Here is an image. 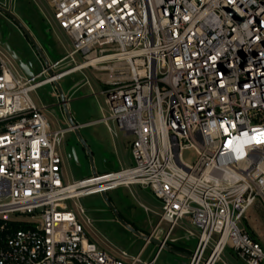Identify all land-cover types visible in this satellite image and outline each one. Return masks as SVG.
<instances>
[{
    "label": "built area",
    "instance_id": "obj_1",
    "mask_svg": "<svg viewBox=\"0 0 264 264\" xmlns=\"http://www.w3.org/2000/svg\"><path fill=\"white\" fill-rule=\"evenodd\" d=\"M46 1L74 46L51 62L55 76L17 71L0 43V264H156L162 246L148 255L147 240L135 254H113L80 221L73 205L89 191H75L108 182L107 193L138 185L159 200L149 234L162 230L166 243L189 220V264H218L226 249L264 264V244L241 226L264 201V0ZM77 54L110 58L87 67L120 70L105 89L111 114L99 121L132 136L133 162L67 182L66 130L52 127L30 92L87 68L72 71Z\"/></svg>",
    "mask_w": 264,
    "mask_h": 264
},
{
    "label": "rangeland",
    "instance_id": "obj_2",
    "mask_svg": "<svg viewBox=\"0 0 264 264\" xmlns=\"http://www.w3.org/2000/svg\"><path fill=\"white\" fill-rule=\"evenodd\" d=\"M9 2L10 0H0V4L6 7L9 6ZM12 9L31 30L51 62L59 60L73 49L72 38L59 27L54 19L53 10L46 0H12ZM0 17L6 20L8 25L4 30L5 37L1 43L4 44L6 41L14 50L22 49L25 52V57L34 62L33 72L37 74L42 69V65L35 55L32 45L24 38L17 24L1 14ZM75 58L78 63L84 60L79 54L75 55ZM65 67H67L66 63L61 65L59 69ZM102 67L104 65H99L97 68L87 67L59 80L65 93L69 94V109L78 123L95 121L111 114L106 102L105 89L108 87L107 81L111 75L120 76V70L111 73L108 69H101ZM120 68L124 69L123 66ZM30 96L40 107H49L57 102V95L52 83L31 91ZM44 113L53 128L56 129L66 124L59 113L52 114L49 108ZM108 124L116 128L117 134L108 129L107 123L103 121L88 123L80 128L82 136L93 150L98 173L132 165L130 155L132 136H126L118 130L114 121L108 120ZM69 138L68 145L62 147L63 173L66 181L72 182L90 177L92 175L91 166L84 148L74 133H70ZM183 156L185 160L191 163L197 159L193 150H186ZM108 196L125 220L145 231H149L158 219V214L161 213L159 200L150 191L138 185L118 186L108 191ZM76 203L87 210V214L94 220V223L93 225L87 224L78 205L75 204L73 205L74 210L80 221L94 241L108 252L117 254L119 248H128L133 240H136V236L132 232L115 220L100 193L84 196L76 200ZM146 207L149 208V211ZM241 226H247L264 244V201L259 200L249 209ZM186 227L192 230L194 235L197 234L194 227ZM196 241V237L190 236L181 240L182 243L190 247L188 252H183L187 254L192 252ZM143 243L144 240L137 239V244L131 247V253H137ZM155 247L154 244H150L145 250L149 252ZM189 260L190 258L187 256L164 250L157 257L156 264H189ZM224 262L226 264H245L230 249H226L222 253L218 264H224Z\"/></svg>",
    "mask_w": 264,
    "mask_h": 264
},
{
    "label": "water",
    "instance_id": "obj_3",
    "mask_svg": "<svg viewBox=\"0 0 264 264\" xmlns=\"http://www.w3.org/2000/svg\"><path fill=\"white\" fill-rule=\"evenodd\" d=\"M0 13L6 15L13 22H15L17 24V26L19 27V29L21 30V32H23V34L26 36L27 40L32 45V47L34 48L35 55L38 57V60L43 67L41 72L43 70H45V73L48 77L55 76L56 71L52 68V63L48 59V57L46 56L41 45L39 44V42L37 41V39L35 38V36L31 32V30L26 26V24L20 19V17L17 14L14 13V11L12 9V0H10L9 6H7V7L0 4ZM0 40H1V38H0ZM3 46L6 48L7 52L11 56H13V59L15 60V62H17L19 64L21 70L26 75L32 77V76H35V75H38L41 73V72H38L37 74H35L33 72V70H31V67H34V62H31L30 64H27L26 62L21 63V58H19V56H17V54L10 48V46L7 43H4ZM52 85H53L54 91L57 95V102L55 103V105L59 106V108L63 110L64 116H65V121L68 125V128H70L73 131L77 140L80 142V144L82 145V147L84 148V150L86 152V155H87L89 162H90L92 175L97 176L98 172H97V168L95 166L93 150L91 149V147L88 144V142L86 141V139L82 136L81 131H80V128L84 125L76 122V120L73 118V116L70 112L69 94L65 93V91L63 90V88H62V86L58 80H56V79L53 80ZM100 194H101L103 200L105 201L107 207L113 213L115 220L117 222H119L120 224H122L127 230L132 232V234L137 236L139 239H142L145 241L149 240L155 246H157V247L162 246L164 249L169 250L170 252H173L175 254L187 256L190 259L193 257L192 253H188V254L184 253L183 251L178 250V249L172 247L170 244L164 242V240L162 238H160L162 230H160V232L157 235H151L149 233H144V232L138 230L137 228H135L132 224L127 222V220H125L122 217L121 213L116 208V206L112 203V201L110 200V198L108 196V193L105 190H102L100 192ZM207 261H208L207 258L203 259V264H206Z\"/></svg>",
    "mask_w": 264,
    "mask_h": 264
},
{
    "label": "crops",
    "instance_id": "obj_4",
    "mask_svg": "<svg viewBox=\"0 0 264 264\" xmlns=\"http://www.w3.org/2000/svg\"><path fill=\"white\" fill-rule=\"evenodd\" d=\"M38 42H39V41H38ZM39 44H40V43H39ZM15 66H16V64H15ZM16 69H17V71L21 72V70H19V68H16ZM99 120H100V119L95 120V121L86 122V123H80V124L86 125V124H88V123H92V122H99ZM126 136H127V135H126ZM130 155H131V150H130ZM131 158H132V156H131ZM132 162H133V161H132ZM127 222H129V223L132 224L135 228H137V227H136L133 223H131L130 221H127ZM181 224H182L181 226L178 225V226L175 228V230L173 231L172 235H171L170 238H169L168 244H170V245H171L172 247H174V248H176V246H179V247L181 248V249H180L181 251H187V252H188V249H189L190 247H189V246H186L185 243H182L181 240H183L186 236H190V235L187 234V231H186V230H190V229L187 228L186 226H191V224H190L189 220H184ZM183 225H185V226H183ZM137 229L140 230V231H142V232H144V233H149V232L151 231L152 227H150L149 231H145V230L140 229V228H137ZM133 235H134V234H133ZM134 237H135V236H134ZM190 237H196V235H193V236H190ZM135 239H136V240H133V242L131 243L130 246H135V245L137 244V239H139V238L136 236ZM139 240H142V239H139ZM196 240H197V238H196ZM144 244H145V240H144L143 245H144ZM150 244H152V243H150ZM150 244H148L146 247H148ZM196 244H197V241H196ZM143 245H142V246H143ZM142 246H141V247H142ZM195 248H196V245L194 246L192 252H190V253H193V251L195 250ZM155 249H156V247H155ZM155 249H153L152 251H154ZM176 249H177V248H176ZM164 250H166V249H163L161 252H163ZM178 250H179V249H178ZM152 251L147 252V254H148V255L151 254ZM166 251L170 252L169 250H166ZM171 253H173V252H171ZM189 261H190V260H189Z\"/></svg>",
    "mask_w": 264,
    "mask_h": 264
},
{
    "label": "flooded vegetation",
    "instance_id": "obj_5",
    "mask_svg": "<svg viewBox=\"0 0 264 264\" xmlns=\"http://www.w3.org/2000/svg\"><path fill=\"white\" fill-rule=\"evenodd\" d=\"M1 14V13H0ZM3 17H5V18H7V19H9L10 21H12L10 18H8L6 15H4V14H1ZM15 23V22H14ZM16 24V23H15ZM8 25H7V22H6V20H4L3 18H1L0 17V38H1V40L5 37V32H4V30H5V28L7 27ZM22 34H23V32H22ZM23 36H24V38L27 40V38H26V36L23 34ZM1 40H0V43H1ZM27 42H29L28 40H27ZM4 43H7L6 41L4 42ZM2 44V46H3V43H1ZM4 47V46H3ZM11 48V47H10ZM33 48V47H32ZM4 49L6 50V48L4 47ZM16 54H17V56H19V58H21V63L23 62H26L27 64H30L32 61L30 60V59H28V57L26 58L25 57V52L22 50V49H20V50H14L13 48H11ZM34 49V48H33ZM7 51V50H6ZM34 52H35V50H34ZM11 56V55H10ZM11 58H12V60L14 61V63L16 64V66L19 68V69H21L20 68V66H19V64L17 63V62H15V60L13 59V56H11ZM42 69H43V67H42ZM41 69V70H42ZM31 70H33V67H31ZM41 70L39 71V72H41ZM49 110H50V112L52 113V114H55V113H59L62 117H63V120L65 121V116H64V113H63V110L62 109H60L59 108V106H57V105H55V103L54 104H51L49 107ZM66 122V121H65ZM63 129H65L66 131V133H65V136H64V141H63V144H64V146L65 145H68V143H69V140H70V138H69V134L70 133H73V131L72 130H67L68 129V125H67V123L64 125V126H61Z\"/></svg>",
    "mask_w": 264,
    "mask_h": 264
},
{
    "label": "bare ground",
    "instance_id": "obj_6",
    "mask_svg": "<svg viewBox=\"0 0 264 264\" xmlns=\"http://www.w3.org/2000/svg\"><path fill=\"white\" fill-rule=\"evenodd\" d=\"M108 59H110V58L109 57H105V56L104 57H95L93 55V56H90L85 62L78 64L75 67V69H73L72 71L80 70V69H82L84 67H87V66H95L96 64H98L97 62L106 61ZM102 69H108L109 70V67H103ZM72 71H70V72H72ZM64 75H65V73L62 74V76H64ZM113 176H119V175H113ZM80 184L81 183H78V185H80ZM110 184H111V182H108V183H103L101 185L94 186V187L93 186L89 187V185H80V186H83L84 189L77 190L75 192L78 193L79 191H86V190H88L89 192L87 194L90 195L91 193L94 192L93 189H95V188L96 189L97 188H100L101 190L109 189L110 188ZM78 185H76V186H78ZM76 188H80V187H76ZM218 250L215 252V256H217Z\"/></svg>",
    "mask_w": 264,
    "mask_h": 264
},
{
    "label": "trees",
    "instance_id": "obj_7",
    "mask_svg": "<svg viewBox=\"0 0 264 264\" xmlns=\"http://www.w3.org/2000/svg\"><path fill=\"white\" fill-rule=\"evenodd\" d=\"M176 248L179 249V250L181 249L179 246H176Z\"/></svg>",
    "mask_w": 264,
    "mask_h": 264
}]
</instances>
